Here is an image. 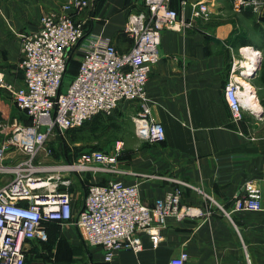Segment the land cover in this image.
I'll return each mask as SVG.
<instances>
[{"label":"crops","instance_id":"1","mask_svg":"<svg viewBox=\"0 0 264 264\" xmlns=\"http://www.w3.org/2000/svg\"><path fill=\"white\" fill-rule=\"evenodd\" d=\"M68 1L0 0V71L8 81L23 84V74H15L22 36L37 30L44 14L60 10ZM181 1L171 0V5L191 25L163 30L160 59L146 87L152 117L164 125L165 140L139 137L134 117L142 109L141 101H123L117 112L122 129L99 147L113 153L120 145L118 164L114 171L86 172L84 182L73 175L74 211L77 215L84 203L83 199L76 204V195L83 190L86 194L90 183L122 180L137 184L148 205L180 187L182 205L209 209L210 218L170 217L158 246L147 232H139L143 249L121 250L111 262L104 259L102 247L84 242L75 222L48 226L47 240L28 242L27 264H169L183 251L189 254L186 264H264V9L259 18L251 8L234 11L232 0H186L184 9ZM88 2L82 14L88 31L110 38L120 51L130 50L133 40L124 27L131 13L145 10L143 0ZM196 2L208 4L209 19L192 17ZM232 78L240 84L244 105L239 124L232 121L225 97ZM0 115V123L6 124L0 128V143L12 134L14 122L31 123L4 88ZM25 158L11 149L4 164L14 166ZM45 161L64 160L55 155ZM13 175L0 174V186ZM249 181L262 191V209L227 216L218 205L230 211Z\"/></svg>","mask_w":264,"mask_h":264},{"label":"built area","instance_id":"2","mask_svg":"<svg viewBox=\"0 0 264 264\" xmlns=\"http://www.w3.org/2000/svg\"><path fill=\"white\" fill-rule=\"evenodd\" d=\"M143 2L145 10L131 13L124 27L133 40L128 51H120L110 38L88 31L82 17L88 0H69L60 10L44 14L37 30L22 36L19 67L23 84L8 81L0 71V88L31 119L30 124L14 122L12 134L0 143V174H14L0 186V264H27V244L35 238L47 240L44 223L48 221L75 222L84 242L102 247L104 259L111 262L121 250L143 249L139 232H147L158 246L170 217L210 218L209 209L182 205L180 187L148 205L137 184L122 180L90 183L76 215L73 175L83 180L86 172L114 171L121 146L113 153L93 149L72 161H45L54 154L48 141L55 130L81 126L96 114L110 113L123 101H141L142 109L134 117L139 137L150 142L165 140L164 125L152 117L146 87L152 67L160 59L163 30L191 24L172 7L171 0ZM181 4L184 9L187 1ZM232 7L236 12L251 8L262 18L264 0H232ZM211 13L205 2L192 4L193 18L209 19ZM76 52L81 57L77 74L63 88L68 63ZM239 90L236 78L225 86L231 119L238 124L244 117ZM5 126L0 123V128ZM11 149L20 150L26 158L14 166L4 164ZM218 207L229 217L235 211H259L262 191L249 181L230 211ZM188 259L183 251L169 264H186Z\"/></svg>","mask_w":264,"mask_h":264},{"label":"rangeland","instance_id":"3","mask_svg":"<svg viewBox=\"0 0 264 264\" xmlns=\"http://www.w3.org/2000/svg\"><path fill=\"white\" fill-rule=\"evenodd\" d=\"M19 62L20 58L15 71V74L18 77L22 75V70L19 67ZM75 69L76 68L74 66L69 67V72L64 80V88H66V86L71 82L73 74L76 71ZM120 104H122L123 106L125 103L121 102ZM120 104L110 113H99L94 115L93 117L86 120L81 126L62 131L55 130V134L48 141V144L55 149L53 156L56 155L58 159L64 161H66V158L68 160L76 159V157H78L81 153L97 149L99 147L101 148L102 142L112 140L117 137V132H120V130L122 129L119 126V119L117 114ZM129 123L130 121L127 120V126H129ZM87 179L89 183V176ZM84 193L85 192L83 190L80 191L78 195H76V197L78 198L76 204H81L83 202L85 196ZM67 224L69 223L60 224L59 226ZM28 246H30V243L28 244ZM32 259L33 256L30 258V260Z\"/></svg>","mask_w":264,"mask_h":264},{"label":"trees","instance_id":"4","mask_svg":"<svg viewBox=\"0 0 264 264\" xmlns=\"http://www.w3.org/2000/svg\"><path fill=\"white\" fill-rule=\"evenodd\" d=\"M80 61H81V57H80V54L79 53H75L72 57H71V59H70V61H69V63H68V68H67V70H66V73H65V77H64V80H65V78H66V75L68 74V70H69V67L70 66H74L76 69V71H75V73L73 74V77H72V79L75 77V75L77 74V71H78V68H79V65H80ZM263 74H264V72H263ZM264 76V75H263ZM72 81V80H71ZM63 88H64V82H63ZM0 117H1V115H0ZM99 149V148H98ZM82 154V153H81ZM77 158V157H76ZM67 161H72V159H69V160H67ZM83 182H84V180H82ZM44 225H45V228H47L48 226H55V225H60V223H58V222H56V221H48V222H45L44 223Z\"/></svg>","mask_w":264,"mask_h":264},{"label":"water","instance_id":"5","mask_svg":"<svg viewBox=\"0 0 264 264\" xmlns=\"http://www.w3.org/2000/svg\"><path fill=\"white\" fill-rule=\"evenodd\" d=\"M258 67V64L257 65H255V69L254 70H256V68Z\"/></svg>","mask_w":264,"mask_h":264}]
</instances>
